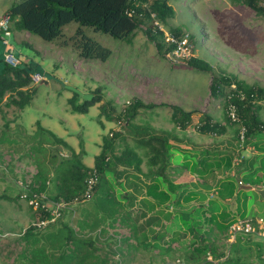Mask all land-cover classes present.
Here are the masks:
<instances>
[{
	"label": "rangeland",
	"instance_id": "374dc122",
	"mask_svg": "<svg viewBox=\"0 0 264 264\" xmlns=\"http://www.w3.org/2000/svg\"><path fill=\"white\" fill-rule=\"evenodd\" d=\"M14 1L16 0H0V12L7 10ZM168 2L174 9V16L168 19L166 25H160L164 30L177 27L184 34H188L192 56L207 61L212 66L211 72L192 68L184 60L172 59L167 52L165 55L159 54L154 43L144 34V25L136 29L131 41L114 38L75 21L63 25L62 35L52 41L30 33L29 41L33 46L24 47L22 54L32 57L38 50L43 55L42 67L46 70L45 80L48 84L34 83L32 87L35 94L22 110L14 107L6 109L5 106L0 109V195L14 197L27 193L38 169L51 175L59 160L70 155L68 149L54 144L47 134L36 135L37 121L44 128L64 138L76 150L79 149V137L82 135L87 151L84 162L92 166L100 151L98 143L101 135L110 134L113 130L125 131L124 117L114 124L101 117L104 127L101 126L98 121L100 103L90 106L85 113L70 111L67 99L73 92L79 94V102H82L90 98L97 87L100 88L103 102L111 101L115 114L122 113L135 99L145 103L177 105L185 111H193L192 125L186 130H180L172 123V111L167 105L140 108L132 120L136 125L151 126L156 133L171 131L183 140L179 143V148L192 146L186 150L188 153L196 150L195 154L199 156V152L206 149L220 152L219 155L225 157L226 149L234 148L230 147L229 142L233 141L238 125L228 126L226 134L221 136L200 135L194 125L204 111L214 120L224 122L226 108L221 99L210 97L209 83L212 75L235 74L247 83L264 85V13L257 14L248 6L234 4L230 0ZM259 4L264 6L263 1ZM79 27L86 35L111 49L107 59L81 58L70 43L64 42ZM0 64L3 68L2 61ZM5 118L13 121L8 127H4ZM261 118L264 120V109L261 111ZM128 143L133 145L129 135ZM121 148V143L118 142L117 150ZM139 152L142 154V151ZM252 152L253 149L248 147L240 154L248 156ZM143 159L141 169L146 172L148 167L145 157ZM232 160L236 164L239 155L235 154ZM165 173L173 184L179 186L177 191H203L200 187L203 178L189 168H168ZM144 174L136 173L137 176L133 178L135 188H142L147 182ZM231 174L234 176L233 170ZM126 185V182L125 188L114 185L116 198L127 190ZM251 189L257 192L264 204V194H261L264 192V184L252 186ZM240 192L245 190L240 189ZM214 196L215 191L211 190L207 194V200ZM207 200L204 201L205 204ZM243 200L241 196L238 202L235 198L219 202L216 215L225 210L230 217L242 219L240 213L245 210ZM199 203L198 196L194 195L188 202L181 199L178 206L170 202L160 206L172 211L175 218L173 215L169 219L161 218L162 226L154 230L163 233L162 236L154 238V233L150 232L148 239L144 236L145 240H142L138 235L137 241L143 243L136 244L131 230L128 229L131 220L128 218V202L113 204L102 201L100 194L96 193L83 202L70 204L61 218L48 223L40 231H53L52 233L62 238L57 229L63 223L68 225L64 233L71 235L73 243H78H75L80 250L78 257L83 258L77 257L71 264H78V261H82L81 264H207L203 262V258L196 263L186 261V247L194 237L191 230L182 226V218L176 213L190 206L196 207ZM253 210L262 212L256 204ZM31 212L24 198L16 201L0 199V264H32L22 255L24 242L21 240L25 229L36 221ZM216 218L219 220V217ZM141 220L140 218L136 222ZM139 224L143 226L141 222ZM200 229L198 233L206 235L214 243L216 252L221 254L219 258H215L205 253L204 260L209 263L225 262L230 253V245L240 238L238 245L249 243L250 248L249 251L241 253L243 260L247 264H264V247L256 245V242L264 243L262 237L244 233L233 235L228 229L219 231L212 223L205 221ZM197 240L195 238L194 241ZM160 247L169 249L160 253Z\"/></svg>",
	"mask_w": 264,
	"mask_h": 264
},
{
	"label": "trees",
	"instance_id": "16d2710c",
	"mask_svg": "<svg viewBox=\"0 0 264 264\" xmlns=\"http://www.w3.org/2000/svg\"><path fill=\"white\" fill-rule=\"evenodd\" d=\"M168 1L16 0L9 6L7 12L11 16V27L13 24L14 29L36 34L46 41H52L61 36L63 25L71 21H75L79 25L91 26L95 31L125 41H131L136 29L140 25H144L143 32L147 39L154 43L159 54L165 55L166 52L172 50L173 46L165 43L164 29L159 28L158 25H166L168 19L174 16V9ZM230 1L234 4H244L257 14L264 13V6L259 4L260 1L264 2V0ZM152 13L154 17L151 15ZM167 30L176 36L184 35V32L177 27ZM64 42L70 43L81 58L105 60L111 54V49L86 35L80 27ZM15 57L19 60L17 56ZM1 60L3 61V68L0 72V109L2 106L6 108L13 106L21 110L35 94L34 88L30 87L32 84L31 77L35 73L42 74L40 67L31 61L21 60L20 63L19 60L16 66H11L4 62L3 57ZM184 61L188 66L201 71L211 72L212 70V66L207 61L195 56ZM209 93L213 99H221L226 108L224 122L214 120L207 111H204L200 114L194 129L200 135L221 136L226 134L228 126L238 125V129L235 130L232 138L233 141L229 142L230 147L234 148L226 150L225 157L220 156V152H210L206 149L201 150L199 156L195 154L196 150L188 153L186 150L190 148H179L175 141L177 139L180 141V139L171 131L164 130L161 133H156L149 125L132 123L138 109L167 105L172 111V123L180 130H186L192 125L193 111H185L177 105L145 103L135 99L126 106L122 113L115 114L111 101L103 102L100 88L97 87L91 97L82 102H79V94L73 92L72 96L67 99L70 111L85 113L90 106L100 103L99 123H102L101 117H104L106 121L113 122H119L124 117L123 129L125 131L113 130L110 134L102 135L100 152L95 156L93 166L89 167L82 161L85 150L81 137H79L80 149L75 152L64 139L43 128L37 121L36 135L47 134L54 144L68 149L70 155L59 160L51 175L43 169H38L29 184L30 189H27L26 197H23V194L14 197L1 194L0 199L16 201L19 198H24L27 201L33 195L39 196L41 194L44 198L39 196L38 200L42 205L47 202L60 201L69 204L80 203L90 198L86 196L87 181L91 177H96L90 196L94 193L100 194L102 201L113 204H120L123 201L131 203L135 195L124 189L125 191L120 194L119 198H116L113 187L117 184L125 188L124 180L131 183L130 178L136 177V173L141 174L142 172L145 173L147 182L143 184L144 187L142 186V188L136 186L135 191L144 193L146 197L150 196L153 202L146 200L144 196L141 201L147 203L146 206L150 212L147 214L145 211H139L134 219L144 218L143 225L148 228L154 225L162 226L161 218L169 219L173 213L160 206L168 202L178 206L181 199L188 202L192 196L197 195L200 202L198 206H190V208L178 210L176 213L180 219L182 218V226L192 231L194 240L195 238L198 239L196 242L192 240L186 247V261L196 263L203 258V262L211 264L206 259L204 260L205 253L213 255L215 258H219L221 254L216 252L214 243L210 242L206 235L202 236L198 233L201 230L200 225L205 221L208 224L212 223L219 231H226L229 225L237 219L230 217L225 210H222L217 216L219 211L217 204L219 202L230 198H235L238 202L243 196L242 205L245 210L240 213V217L245 219L246 216H250L254 218H250L252 220L258 217L264 218V204L259 199L257 192L251 189L252 186L264 184V120L261 118V111L264 109V85L250 84L235 74L222 73L211 76ZM229 107L234 108L235 120L228 114ZM11 122L13 121L5 118L4 127H8ZM241 130H243V140L240 138ZM128 135L133 145L128 143ZM118 142L122 146L119 151L117 150ZM248 147H251L253 152L248 156L241 155L240 152ZM139 151H142V154ZM176 152L181 154H176ZM235 154L239 155V161L236 164L232 160ZM181 155L184 159L182 163L179 162ZM143 157H145V163L148 167L146 172L141 169L144 162ZM172 161L177 162L176 166H172ZM175 167L189 168L203 178L200 185L203 191L187 192L185 189L177 191L179 186L173 184L165 173L168 168L173 169ZM232 170L234 176L231 174ZM240 189H244L245 192H240ZM211 190L215 191V196L207 200V194ZM261 194L263 195L264 192ZM205 200H207L206 204L204 203ZM255 204L262 210L261 213L254 212L253 206ZM42 205L37 209L29 205L34 220L50 217V209ZM155 206L159 208L156 209ZM246 208L248 209L246 210ZM173 217L175 218L174 215ZM216 217H219V220ZM67 228L68 225L63 223L57 229V233L62 234V238H59V235L56 236L55 233H52L53 231L41 232V229L36 230L30 224L21 236V240L24 242L22 255L26 256L32 264H71L72 260L78 257L80 250L75 245L76 242L73 243L71 235L64 233ZM159 229L161 228L159 227ZM151 233H154V238L163 235L154 229H151ZM239 241L240 238H237L230 245V253L226 257L227 259L220 264H247L241 253L249 251V243L240 246L238 245ZM70 243L71 245H69ZM256 245L264 247V243L256 242ZM168 249L160 247V253L168 251ZM259 249L261 248L259 247ZM261 252L262 250L259 252L260 255ZM78 258L83 259L81 256ZM77 263L81 264L82 261Z\"/></svg>",
	"mask_w": 264,
	"mask_h": 264
},
{
	"label": "built area",
	"instance_id": "2783aa9c",
	"mask_svg": "<svg viewBox=\"0 0 264 264\" xmlns=\"http://www.w3.org/2000/svg\"><path fill=\"white\" fill-rule=\"evenodd\" d=\"M151 15L154 17L153 13ZM155 23L157 24V22ZM158 26L159 28L163 29L160 24ZM11 33V16L8 12H4L0 14V43L4 47H7L9 45ZM164 41L167 45L172 44L173 46L172 50L167 52L172 59L185 60L192 56L191 43H189L188 34L176 36L172 32L164 30ZM2 57L4 62H6L8 65L16 66L19 63V60L11 52L4 51ZM43 78L44 76L42 74L35 73L32 75L31 80L32 83H37ZM228 114L233 120L236 119L233 107H229ZM240 138L241 140H243V130H241L240 132ZM96 179V177H91L90 179H88L86 191L87 197H90L91 188L95 184ZM39 196L41 198H44V196L41 194ZM39 196L35 194L27 200L28 204L31 205L34 209H37L40 205H42L39 203ZM23 197H26V193L23 194ZM44 205L45 207H48L50 209V217L43 219L39 218L31 223V225H33L36 230H40L48 223L54 222L59 219L61 217L62 211L68 208L70 204L65 201H60L53 203L47 202L46 204L44 203ZM228 230L232 232L233 235L235 233L256 234L257 236L264 238V218L258 217L255 220H252L250 218L236 219L229 225Z\"/></svg>",
	"mask_w": 264,
	"mask_h": 264
},
{
	"label": "crops",
	"instance_id": "0c3cea01",
	"mask_svg": "<svg viewBox=\"0 0 264 264\" xmlns=\"http://www.w3.org/2000/svg\"><path fill=\"white\" fill-rule=\"evenodd\" d=\"M3 12H7V10H5V11H1L0 12V14H2ZM11 30H12V33H11V38H10V43H9V45L7 46V47H4L1 43H0V59H2V54H3V52L4 51H7V52H11V53H13L15 56H17L18 58H19V60H20V63H21V60H24V61H31L32 63H34V64H38L39 65V67H40V70H41V73H42V75L44 76V78L42 79L43 81L40 83V84H43V83H45V84H48V82L45 80V74H46V70L42 67V63L44 62V57H43V55L38 51V50H36V52L35 53H33L32 54V57H28V56H25L24 54H22V51L24 50V47H32L33 45H32V43L29 41L30 40V33L29 32H27V31H18V30H16V29H14L13 28V24H12V27H11ZM2 61V60H1ZM2 63H3V61H2ZM1 70H2V65L0 64V72H1ZM37 83H39V82H37ZM32 85H33V83L30 85V87H32ZM13 107V106H12ZM15 108V107H14ZM6 109H8V108H6ZM22 110V109H21ZM101 126L102 127H104V121H103V119L101 118ZM109 122H112L113 124H114V122L113 121H109ZM43 127V126H42ZM44 128V127H43ZM46 129V128H45ZM110 130V129H109ZM54 133V132H53ZM55 134V133H54ZM77 135V134H76ZM80 135V134H79ZM78 135V136H79ZM102 135H104V134H102ZM101 135V136H102ZM58 136V135H57ZM177 136V135H176ZM58 137H60V136H58ZM178 137V136H177ZM62 138V137H61ZM81 138H82V140H83V148H84V150H85V155H86V153H87V151H86V147H85V142H84V139H83V137H82V135H81ZM179 139H180V141H178V139L175 141V143H177L178 145H179V143H181L183 140H182V138H180V137H178ZM62 139H64V138H62ZM65 140V139H64ZM67 142V141H66ZM179 142V143H178ZM186 142V141H185ZM68 143V142H67ZM69 144V143H68ZM78 144H79V142H78ZM99 144V147H100V144H101V141H100V143H98ZM228 144V142H227V140L225 141V145H227ZM70 145V144H69ZM71 146V145H70ZM79 146V145H78ZM180 146V145H179ZM72 147V146H71ZM73 148V150L75 151V152H78L79 151V149H75L74 147H72ZM182 148H184V146H182ZM187 148V147H186ZM190 149L192 148V146H190L189 147ZM227 150V149H226ZM180 151V150H179ZM100 152V151H99ZM181 152V151H180ZM180 152H176V154H181ZM84 155V156H85ZM97 155V154H96ZM84 156L82 157V161H83V163L86 165V166H89V167H92V165H88V164H86L85 162H84ZM179 162L181 163V162H183V157L181 156V158L179 159ZM175 163H177L176 161L175 162H173L172 164L174 165ZM174 166H176V165H174ZM133 178L134 177H131L130 178V182L131 183H128L127 181H123L124 183L126 182L127 183V185H126V187H127V191L128 192H131L133 195H135V198L131 201V203L130 202H128V208H127V212H128V218L129 219H131L130 221H129V228L128 229H130L131 230V233L133 234V237H134V240H135V243L137 244V243H143L142 241H137V236L138 235H140V238L142 239V240H145L144 239V236H146L145 238H147V236L149 235V233L151 232V229H156V228H158V226L159 225H154V226H151L150 228H148V227H146V226H144L143 225V219L144 218H142V220L141 221H138V223L136 222V220L134 219L135 218V215L137 214V212H139V211H145L147 214H149V212H150V210H149V208H147V206H146V204L147 203H145V202H143V201H141L142 200V198L145 196L144 195V193H140V192H137V191H135L134 189H135V184H134V181H133ZM144 192V191H143ZM117 193V192H116ZM145 198H146V200H150V201H152L153 202V199L150 197V196H148V197H146L145 196ZM77 204V203H76ZM155 208L156 209H158L159 207L158 206H155ZM139 222H141L142 223V225L143 226H140V224H139ZM135 230H139L140 232H138V233H136V231ZM142 232H144V233H142ZM148 239V238H147Z\"/></svg>",
	"mask_w": 264,
	"mask_h": 264
},
{
	"label": "water",
	"instance_id": "95a60500",
	"mask_svg": "<svg viewBox=\"0 0 264 264\" xmlns=\"http://www.w3.org/2000/svg\"><path fill=\"white\" fill-rule=\"evenodd\" d=\"M42 81H43V80H40V81H39V84H40Z\"/></svg>",
	"mask_w": 264,
	"mask_h": 264
}]
</instances>
